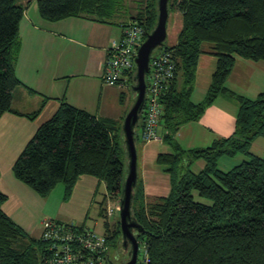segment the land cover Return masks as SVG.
I'll return each instance as SVG.
<instances>
[{
  "label": "trees",
  "instance_id": "trees-1",
  "mask_svg": "<svg viewBox=\"0 0 264 264\" xmlns=\"http://www.w3.org/2000/svg\"><path fill=\"white\" fill-rule=\"evenodd\" d=\"M157 1L136 0L129 23L141 25L145 34L151 32L158 16ZM36 3L40 16L49 21L81 16L114 24L123 14L121 0ZM171 10L181 15L176 42H164L153 51L170 53L176 64L174 77L160 97L162 139L171 151L158 153L155 160L169 176L170 186L167 194L147 203L137 179L131 207L143 229L135 236L143 240L145 252L141 261L137 256V264H264V150H251L254 139L264 137V88L249 98L225 85L236 59H264V0H168V14ZM22 16L20 0H0V116L11 112L33 120L39 110L21 114L11 108L12 90L20 84L15 62ZM204 43L209 49H203ZM202 54L214 56L215 66L204 98L193 102ZM135 73L129 75L133 82ZM220 95L237 105L233 132L206 147L182 148L175 133L183 124L199 119ZM140 119L143 122L144 110ZM120 122L97 118L62 100L16 157L13 175L42 198L61 183L63 199L68 200L82 175L103 181L107 192L120 196L127 158ZM134 137L138 139L136 130ZM238 154V164L219 167V158ZM198 160L204 165L196 172L191 167ZM5 200L0 190V264H47L43 242L3 211ZM104 201L98 206L101 216H105ZM103 228L116 253L120 223L112 226L105 220ZM108 260L112 262L111 257Z\"/></svg>",
  "mask_w": 264,
  "mask_h": 264
},
{
  "label": "crops",
  "instance_id": "crops-1",
  "mask_svg": "<svg viewBox=\"0 0 264 264\" xmlns=\"http://www.w3.org/2000/svg\"><path fill=\"white\" fill-rule=\"evenodd\" d=\"M20 2L23 5V16L18 25L20 48L15 62V74L20 84L12 90L11 108L21 114L39 111L33 120L11 112L0 116V190L6 195L2 204L3 211L29 235L39 238L41 222L47 218L86 226V214L95 202V193L101 184L104 187L105 184L93 176L82 175L68 200L63 199L64 186L61 183L56 184L47 197L42 198L15 178L12 165L38 125L53 115L62 100L97 118L115 121L124 119L128 108L121 95L124 94L126 82L104 84L101 75L106 48L112 39L121 36L123 26L132 21L131 17L135 13L125 20L116 19L114 24L81 16L49 21L40 16L36 0ZM208 55L202 54L199 59ZM225 85L246 97H256L264 88V59H236ZM206 88L202 87L195 92V83L191 100L201 101ZM236 113V103L220 95L199 119L187 122L178 129L175 133L176 141L184 149L209 146L213 141L233 132ZM184 127L195 133L187 141L181 142L180 133ZM159 129L160 138L148 143L141 141L142 145L137 152L138 178L146 201L148 199L147 203L153 197L167 194L170 186L169 176L155 161L158 153L171 151L162 139L164 132L161 123ZM251 150L263 151L264 137H256ZM221 159L219 162L223 169H230L240 162L238 158ZM196 163L200 168L204 165L202 160Z\"/></svg>",
  "mask_w": 264,
  "mask_h": 264
},
{
  "label": "built area",
  "instance_id": "built-area-1",
  "mask_svg": "<svg viewBox=\"0 0 264 264\" xmlns=\"http://www.w3.org/2000/svg\"><path fill=\"white\" fill-rule=\"evenodd\" d=\"M145 36L144 28L132 22L123 27L121 36L110 41L101 75L104 84L124 83L136 71L137 49ZM175 69V61L168 52L150 58L145 75L144 119L140 130V139L144 143L160 138V97L173 79ZM119 197L107 192L104 208L108 218L119 214ZM39 238L44 244L43 258L47 264H108V258H117L115 252L111 255L105 234L84 225L44 219Z\"/></svg>",
  "mask_w": 264,
  "mask_h": 264
},
{
  "label": "water",
  "instance_id": "water-1",
  "mask_svg": "<svg viewBox=\"0 0 264 264\" xmlns=\"http://www.w3.org/2000/svg\"><path fill=\"white\" fill-rule=\"evenodd\" d=\"M158 16L155 27L146 34L144 41L137 49L135 57L136 73L132 89L135 92V101L132 107L124 116L122 122L123 143L127 154V169L122 183L121 195L119 197V223L121 231V246L123 248L130 244L129 257L123 264H136L138 254V241L131 228H136L137 232H142L140 224L132 214L131 200L133 190L137 182V149L134 137L135 126L143 111L145 103V75L149 70V61L152 52L164 45L166 38V21L168 18V0H158ZM108 264H113L108 260Z\"/></svg>",
  "mask_w": 264,
  "mask_h": 264
},
{
  "label": "rangeland",
  "instance_id": "rangeland-1",
  "mask_svg": "<svg viewBox=\"0 0 264 264\" xmlns=\"http://www.w3.org/2000/svg\"><path fill=\"white\" fill-rule=\"evenodd\" d=\"M137 2L136 0H121V6H122V11L123 14L119 15L118 17L125 20L128 17H130L132 15V13H135L136 10V6H137ZM181 27V15L178 11H173L171 10L168 14V18L166 21V38H165V43L167 45H171L173 43L176 42L177 39V33L179 31ZM203 49H209V44L208 43H204L203 44ZM153 55H155V53H152ZM215 66V58L212 55H208L207 57H203L200 58L197 64V68H196V76H195V81L194 84L196 83V90L195 92H198V90H200V88H206V82L208 81L209 78V74L211 71H213ZM125 87L123 88V92L124 94L121 95L122 96V101L124 99V103L126 104L128 111L129 109L132 107L134 101H135V92L132 89V83L133 81L131 80V77L128 76V78L125 80ZM208 83V82H207ZM209 85V84H208ZM207 85V88H208ZM206 88V89H207ZM194 96V95H193ZM127 111V112H128ZM126 112V113H127ZM125 113V115H126ZM121 122H123V118L121 120ZM120 122V123H121ZM141 122L142 120L140 119V121L138 120V124H136L135 126V130H136V134L138 135V139L136 140V149L137 152H139L140 150V145H142L141 143V139H140V130H141ZM188 131H190L191 133H189ZM199 131L201 132V130L199 129ZM164 132V131H163ZM159 133H161L160 129H159ZM195 133L194 130L191 129H187V127H184L183 131L180 133V138H181V142L183 141H187L188 137H193V134ZM175 139H176V135H174ZM167 148L169 149V147L167 146ZM258 153H261L258 152ZM222 157H228V156H222ZM229 158H238L241 161V156L238 154L234 157H229ZM221 158H219V161L221 162ZM218 161V165L220 168L223 169V167H221V163ZM124 178H125V174H126V169H127V158L124 160ZM192 170L193 171H199L201 168L198 166V163H194L192 165ZM137 179L140 182L141 180L138 178V173H139V162L137 161ZM140 176V174H139ZM106 194H107V190L105 189V187L103 186V184H101L96 193H95V202L94 204H92V208H89V212H87L86 214V226L95 229L98 233H104V228H103V222L105 220H107L112 226L114 225H119V214L112 216L111 218H108L107 215L105 214V208H104V215L105 216H101L99 214V210H98V206L99 203L103 200H106ZM149 198V197H148ZM156 198L153 197V200H155ZM148 201V199H147ZM104 207H105V201H104ZM48 219V218H47ZM43 221V220H42ZM41 226H42V222H41ZM85 226V225H84ZM34 237V236H32ZM114 250H111V255L114 254ZM138 261H141L144 258V242L143 240L138 241Z\"/></svg>",
  "mask_w": 264,
  "mask_h": 264
},
{
  "label": "flooded vegetation",
  "instance_id": "flooded-vegetation-1",
  "mask_svg": "<svg viewBox=\"0 0 264 264\" xmlns=\"http://www.w3.org/2000/svg\"><path fill=\"white\" fill-rule=\"evenodd\" d=\"M131 230L134 232L136 235L137 229L136 228H131ZM129 250H130V244H127L126 248H123L121 246V239H120V247L118 248L116 252V259H112L113 264H123L129 257Z\"/></svg>",
  "mask_w": 264,
  "mask_h": 264
}]
</instances>
